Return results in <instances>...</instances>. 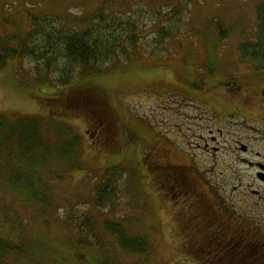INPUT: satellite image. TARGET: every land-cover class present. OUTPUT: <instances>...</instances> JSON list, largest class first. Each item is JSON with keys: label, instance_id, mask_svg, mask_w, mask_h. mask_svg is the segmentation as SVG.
Instances as JSON below:
<instances>
[{"label": "rangeland", "instance_id": "374dc122", "mask_svg": "<svg viewBox=\"0 0 264 264\" xmlns=\"http://www.w3.org/2000/svg\"><path fill=\"white\" fill-rule=\"evenodd\" d=\"M261 1L0 0V39L23 37L29 31L33 19L45 17L55 19V33L60 28L82 30L89 24L85 22L86 19L106 12L120 17L135 15L134 18H139V26L145 27L139 36L149 43L150 51L156 47L155 38L160 31L159 25L153 23L157 15L165 16L162 26L170 24L182 28L178 32L181 34L179 38L165 40L170 54L162 55L159 67L153 61H143L92 78L99 84L102 96H91L100 102L90 115L86 112L92 109L91 104L86 101L87 97L80 95L74 96L70 102L69 108L75 109L69 112L71 117H67L63 109V116L60 114L61 109H51L46 98L60 100L65 94H58L45 85H34L29 79L31 71L28 61L10 60L0 70V113L52 117L51 110H54L56 118L63 120L64 124L72 128L73 134L79 136L82 147L81 166L61 177L60 181H54L53 199L56 208L47 219L37 216L30 208L12 205L8 199L0 196V204L8 208L12 205L16 219L22 221L25 227L19 247L9 246L1 250L3 257L0 264H198L187 259L184 239L191 216L200 206V199L196 195L207 194L206 184L209 182L196 178L193 180L191 170L194 171V168L199 173L205 172V179L217 184L227 200L228 193L236 189L231 195L239 212L244 213L248 209L256 216L264 214V209H253L251 203L246 201L250 200L249 195L244 198L250 185L253 184L258 190L260 185L255 182L252 169L240 161H255L253 153L261 152L264 155V149L253 144V157L250 160L251 155L244 154L239 145L235 146L236 141L245 143L248 140L245 146L251 149L249 144L264 131L260 124L252 122V118L260 119L255 109L244 106L243 109L240 107L242 112H236L231 108L233 103L222 100H218L215 106V100L221 92L212 88L211 78L204 79L207 86L200 88V91L195 86L187 90L182 84L185 80L193 79L184 74L188 68H195L197 72L194 76L202 77L203 71H199V68L211 62L207 57L221 68L217 70L220 81L233 73L239 75L241 80L243 75L253 77L251 73L254 72V65L241 64L237 53L241 44L251 42L254 38L255 9ZM221 32L225 35L224 40ZM37 39L40 37L34 41ZM162 48L157 47L155 50L160 53L158 50ZM184 57H187L185 66H180L179 62L182 61L179 59ZM173 72L181 82H176ZM212 79H216V76ZM246 80L251 82L250 79ZM248 87L255 94L257 87L251 86V83ZM179 94H187L189 100L215 106L218 124L209 122L210 114L204 111L203 106L195 107L194 103L186 102ZM197 95H201V98ZM234 112L236 116H229ZM96 125L107 129L95 135L93 130ZM218 129L223 131L220 143L225 152L216 158L217 164L211 174L209 165L214 164V160H206L208 154H203L202 149L207 142L197 139L208 138L210 130L217 137L220 132ZM105 132L109 136L107 143H99V138ZM154 147L161 149L157 155L159 163L171 161L174 165L187 167L186 171L180 172L188 176V181L180 185L179 193H173L179 195L177 203L174 199H166L173 178L161 175L156 177L158 184L155 185L151 170L155 167L151 158ZM112 169L123 172L121 182L126 196L121 199L124 211L117 210V218L109 215L113 210L111 207L107 213L102 211L108 201L104 206H96L93 194L95 184ZM168 174L174 173L169 170ZM109 205L114 206V201L111 204L108 202L105 207ZM83 215L97 229L104 219L111 216L130 231L146 236L153 248L151 255L141 260L125 259L116 248L115 241L108 236H100L102 240L95 247L81 245L76 224ZM237 226L238 223H233V228ZM195 259L200 261L203 256H195ZM214 264H218L216 259Z\"/></svg>", "mask_w": 264, "mask_h": 264}, {"label": "trees", "instance_id": "16d2710c", "mask_svg": "<svg viewBox=\"0 0 264 264\" xmlns=\"http://www.w3.org/2000/svg\"><path fill=\"white\" fill-rule=\"evenodd\" d=\"M105 13H98L90 20L86 19L85 22L89 24L82 30L60 28L56 33L53 31L56 30L53 26L55 19H33L29 31L23 37L0 39V70L10 60L28 61L27 65H30L28 68L31 71L29 79L34 85H45L53 88L58 94H65L60 100L54 99L55 97L46 98L51 109H61V115L63 109L65 115L71 117L69 112L75 109L69 108L70 102L74 100V96L80 95L88 98L86 101L91 104L92 109L86 113L90 115L94 108L99 107L100 102L91 96H102L99 84L92 78L143 61H153L154 65L159 67L158 62L162 55L170 54L165 40L179 38L181 34L178 32L182 29L170 24L162 26V21L166 20L165 16L157 15L153 23L159 25L160 31L155 38V48H163L158 50L160 53L155 48L148 51L149 43L139 36V33L145 30V27L139 26V18H134L135 15L120 17ZM255 24L254 38L238 47L237 57L241 64H252L261 70L264 78V0L255 9ZM221 35L225 36L222 32ZM36 37L40 39L34 41ZM222 39L224 40V37ZM207 59L211 62L199 68V71H203L202 77L194 76L197 72L195 68L185 71V75L193 77L192 80L182 83L187 90H192V87L197 85V80L213 78L214 75L217 76V70H221L216 62L209 57ZM179 60L183 62H179V65L185 66L187 57ZM53 76L57 77L53 79ZM173 76L176 82H181L176 73ZM247 77L243 75V80ZM216 79H212L216 92H220V85L221 93L231 95L239 87L238 93L243 95L249 89L248 80H241L235 73L225 76L223 81H220L218 74ZM199 106H203L210 116L213 114L209 103H200ZM234 107L235 105L231 106L232 110ZM51 111L52 117L0 113V196L8 199L12 205L19 204L30 208L44 219L50 217L56 208L53 199L54 181H60L61 177L76 170L82 163L79 136L74 135L72 128L64 124L63 120L56 118L54 110ZM231 115L236 116V112L229 116ZM122 176V171L112 169L95 184L93 190L96 206H104L106 201L109 204L114 201V206L105 207L107 202L102 211L107 213L111 207L113 210L109 215L116 218L117 210L124 211L121 199L126 196L125 187L121 182ZM12 205L8 208L0 204V261L3 248L19 247L24 238V224L16 219ZM111 216V219H104L97 229L90 219L83 215L76 224L81 236V245L95 247V244L102 240L100 236H108L115 241L116 248L125 259H147L153 248L146 236L130 231L127 226Z\"/></svg>", "mask_w": 264, "mask_h": 264}, {"label": "flooded vegetation", "instance_id": "af4514ba", "mask_svg": "<svg viewBox=\"0 0 264 264\" xmlns=\"http://www.w3.org/2000/svg\"><path fill=\"white\" fill-rule=\"evenodd\" d=\"M256 70L258 69L254 67V71ZM251 74L253 75V77H247L246 79L251 80V82L247 81V84L251 83V86L257 87L255 94L251 93V91L249 90H247L248 93H244L246 94V96L241 92L238 93L240 91L239 87L232 95L220 93L218 95V98L215 100V104H217L218 100H222L225 103H228L230 101L231 103H233V105H235L233 111L236 112H242L240 107L243 109L244 106L254 108V111H256V114L260 117V119L258 120L252 118V122L260 124L264 129V116H262V112L264 110L263 72L261 70H258L257 75H254V72ZM202 79L197 80V85L195 86L197 91H200V88L204 89L206 87V81L204 79L207 78H204L203 80ZM246 79L244 81H246ZM194 84L195 83H192V85ZM212 88H215V84H213ZM219 91L222 92L221 85ZM178 96L184 97L186 102L194 103L195 107H199V104L202 103L199 101L187 99V97H189V95L187 94H179ZM197 96L201 98V95ZM212 109L213 114L210 116L209 122L213 125L215 122V125H217V118L215 117L217 116V112L215 111L214 107H212ZM102 129L103 131H106L107 127L103 126L99 128L96 125V129L93 130V133L97 135L98 132L102 131ZM218 130L220 132L218 133L217 137H215L212 133L213 131L210 130L211 132H209L208 138L202 137L197 139L198 141L201 140L203 143L207 142L205 146L203 145L202 149L203 154H208V158L206 160H214V164L209 165V172L211 174L214 173V165L217 164L216 158L218 159V155L221 152H225L224 147L220 143V136L222 134L221 132L223 131H221L220 129ZM107 138H109V136L107 135V132H105L101 136V138H99L98 142L105 144L107 143ZM245 143L248 144L249 141L245 140ZM245 143L239 140L236 141L235 144V146H240L241 151L244 154L251 155L253 153V144L258 148L264 149V131L261 132L260 137L254 138L253 143L249 144L251 149L245 146ZM210 144H212V146ZM159 152H161V149H159L158 147H154L152 149L151 158L152 163L155 165V167L151 168V170L153 173L155 185L158 184L156 181V177H159L161 175H163L164 177L173 178L172 184L168 188L169 195L166 196V199H174L175 203H177L179 201L177 200L179 198V195H174L173 193H179L180 185H184V183L188 181V176L180 172L186 171L187 167L182 165H174L171 163V161H161V163H159L157 159V155ZM261 154V152L253 153V156L256 158L255 161L240 159L242 164L248 165L250 169H252V176L254 177L255 182L260 185V187H258L260 188V190L255 189L253 184L250 185L248 188V194H246L244 197L246 198L249 195L250 200H245L251 203L253 209H264V155ZM253 156L251 155L250 160H252ZM158 164L159 166H157ZM176 169L178 170L176 171ZM169 170L174 174H168ZM191 171L193 172V180H195L196 178L198 180H201L202 182L209 183L206 184L208 188L207 194L202 193L200 195H196L200 199V206H198V208L196 209L197 211L194 212L195 214L191 216L192 219L188 226L189 228L187 237L184 239V245L188 254L187 259L189 261H195L198 264H214L215 259L217 260L218 264H264V214L261 217L256 216L252 213V211H249L248 209L244 211L246 215L242 213V211H240V213L239 208H236V206H234V201H232L233 196L231 195V193L236 192V189H233L230 191L231 193H228L227 197L229 198V201L221 194L220 187L217 184L212 181H208V179H205V172L199 173V170L195 168L194 171ZM182 177H186V179ZM240 187H242V185ZM172 195H174L175 198H173ZM177 218H181V216ZM233 223H238L236 229L233 228ZM195 256H203V259L197 261L195 259ZM231 256H233V259H230ZM253 257H255L256 259H254ZM259 259L261 260V262H258Z\"/></svg>", "mask_w": 264, "mask_h": 264}, {"label": "bare ground", "instance_id": "6f19581e", "mask_svg": "<svg viewBox=\"0 0 264 264\" xmlns=\"http://www.w3.org/2000/svg\"><path fill=\"white\" fill-rule=\"evenodd\" d=\"M177 18V17H176ZM170 42V41H169ZM183 48V47H182ZM254 75H257V71H254ZM21 73V72H20ZM255 77V76H254ZM31 84V83H30ZM20 86V85H19ZM39 96V95H38ZM31 99V98H30ZM49 115V114H48ZM176 118V117H175ZM135 187V186H134ZM144 192V191H143Z\"/></svg>", "mask_w": 264, "mask_h": 264}]
</instances>
